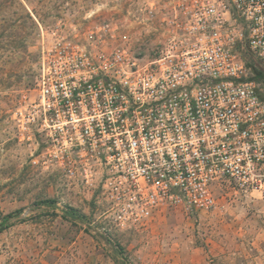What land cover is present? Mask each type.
<instances>
[{
  "label": "built area",
  "instance_id": "1",
  "mask_svg": "<svg viewBox=\"0 0 264 264\" xmlns=\"http://www.w3.org/2000/svg\"><path fill=\"white\" fill-rule=\"evenodd\" d=\"M147 19L151 45L105 23L41 46L13 114L33 164L81 177L113 229L264 197V0H167Z\"/></svg>",
  "mask_w": 264,
  "mask_h": 264
},
{
  "label": "rangeland",
  "instance_id": "2",
  "mask_svg": "<svg viewBox=\"0 0 264 264\" xmlns=\"http://www.w3.org/2000/svg\"><path fill=\"white\" fill-rule=\"evenodd\" d=\"M166 1L3 0L0 264H264V197H235L189 217L168 210L143 225L113 229L97 218L101 205L86 197L81 177L39 170L32 162L36 140L17 136L13 114L35 98L43 44L57 35L81 38L105 23L121 26L131 41L154 44L148 9Z\"/></svg>",
  "mask_w": 264,
  "mask_h": 264
},
{
  "label": "trees",
  "instance_id": "3",
  "mask_svg": "<svg viewBox=\"0 0 264 264\" xmlns=\"http://www.w3.org/2000/svg\"><path fill=\"white\" fill-rule=\"evenodd\" d=\"M0 7H3V0H1V2H0ZM27 17L30 18V19H32V16H31V14L29 12H27ZM3 37L4 36H2V38ZM49 202H51V201H49ZM66 213H68L70 215H73V216L76 215V213L74 211H67Z\"/></svg>",
  "mask_w": 264,
  "mask_h": 264
}]
</instances>
